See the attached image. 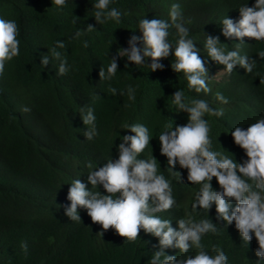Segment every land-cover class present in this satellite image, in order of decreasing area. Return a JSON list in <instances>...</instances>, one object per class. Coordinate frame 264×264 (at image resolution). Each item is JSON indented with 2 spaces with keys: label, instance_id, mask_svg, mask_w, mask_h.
Listing matches in <instances>:
<instances>
[{
  "label": "trees",
  "instance_id": "1",
  "mask_svg": "<svg viewBox=\"0 0 264 264\" xmlns=\"http://www.w3.org/2000/svg\"><path fill=\"white\" fill-rule=\"evenodd\" d=\"M96 2L66 0V6L57 9L51 0H0V18L16 21L20 41L19 56L6 62L0 75V264H150L158 250L154 246L159 239L141 231L135 241L119 236L112 228L100 236L101 226L79 206L80 222L65 215L71 204L68 189L72 181L79 179L91 189L87 173L108 159H118L120 137L134 135L121 129L125 124H143L155 136L161 129L160 125L155 128L156 124L165 125L177 109L172 102L176 90L184 92L186 103L206 95L189 90L184 74L171 69V54L159 61L164 67L154 72L144 65L135 67L126 57H116L118 48H128L132 36L142 35L140 19L168 20L171 5L179 3L182 22L208 71L210 93L223 94L227 105L236 111V115L226 116L223 130L229 131L239 120L264 117V60L257 56L264 50V42L243 38L240 53L256 60L253 73L247 74L237 65L230 75L225 72L219 83L211 75L223 71L224 66L212 61L203 46L205 36H212L233 50L240 41L222 35V21L225 17L238 20L239 8L252 6L255 0H110L109 8L118 9L121 20L103 24L94 19ZM89 25L94 29L84 31ZM77 30L82 33L73 38ZM168 39L175 47L178 37L174 27ZM57 41L65 43V48L57 49L67 59L65 75H57L59 61L51 58ZM48 54L49 64L43 67L41 58ZM113 57L118 65L115 76L100 80V68L106 71ZM129 87L135 89V100L128 97ZM110 88H116L117 93L113 95ZM24 107L31 111L23 112ZM81 108H92L96 117L99 134L91 141L74 121ZM210 139L212 148L220 150L219 133L211 131ZM224 153L235 155L228 147ZM151 154L160 160L156 150H144L138 158L148 159ZM159 163L163 166L161 160ZM97 190L104 193L100 186ZM174 198L173 212L167 217L187 218L189 213L211 217L209 210L192 209V201L181 200L180 193ZM171 226L177 228V222ZM207 236L202 239L205 249H222L228 264H257L258 260L264 264L255 250L249 251L257 245L255 237L246 244L235 228L218 238H212V233ZM22 242L27 243L26 253ZM165 253L178 255L167 249ZM195 253L196 249L189 252Z\"/></svg>",
  "mask_w": 264,
  "mask_h": 264
},
{
  "label": "clouds",
  "instance_id": "2",
  "mask_svg": "<svg viewBox=\"0 0 264 264\" xmlns=\"http://www.w3.org/2000/svg\"><path fill=\"white\" fill-rule=\"evenodd\" d=\"M53 4L62 9L66 0H51ZM109 4L110 0H97L93 5L96 23L120 22L122 13L109 8ZM238 11V20L225 17L222 21V35L240 41L233 50L221 46L225 44L220 43L219 37L205 36L203 46L208 57L224 66L223 71L211 75L215 83L221 82L226 73H233L237 65L245 73H253L256 60L240 53L243 38L264 42V0H255L252 6L244 4ZM168 16V20L140 19L138 28L142 35L132 36L128 48H118L116 57H126L135 67L144 65L154 72L164 67L159 61L171 54L174 57L171 69L184 74L189 90L206 95L186 103L184 92L176 90L172 102L177 109L170 113L165 125L156 124L155 128L160 125L161 129L155 136L143 124H125L121 129L134 135L120 137L118 159H108L103 166L87 173L91 189L79 179L72 181L68 189L71 204L65 215L80 222L77 208L86 209L91 221L101 226L100 236L112 228L128 241L137 240L140 231L157 237L159 244L154 247L158 250L153 252L150 264H228V256L222 249L207 250L202 239L208 233L218 238L230 228H235L246 244L255 237L257 245H252L249 251L255 250L257 257L264 258V117L247 122L239 120L229 131L223 130L226 116L236 115V111L227 105L229 101L223 94L210 93L208 71L200 50L189 38V29L182 22L179 3L171 5ZM173 27L178 37L175 47L168 39ZM93 29L89 25L84 31ZM18 33L15 20L0 18V75L4 73L5 63L20 54ZM81 33L77 30L73 38ZM87 46L85 41L84 47ZM63 48L65 43L57 41L51 49V58L59 61L57 75L69 71L66 57L57 50ZM257 56L264 60V50ZM116 57L110 60L106 71L100 68V80L115 76ZM149 59L151 63L146 64ZM49 61L50 54L45 55L40 65L44 67ZM217 76H221L219 80L215 79ZM109 90L113 95L117 93L116 88ZM127 91L129 99L135 100V89L129 87ZM22 111L31 109L24 107ZM74 121L84 129L85 139L91 141L99 134L92 108H81V115L76 114ZM211 131L219 133L220 150L212 148ZM227 147L235 155H226ZM144 150H156L163 166L152 154L148 159L138 158ZM87 167L92 169L91 164ZM98 186L104 190L103 194L97 190ZM176 193L181 194V200H191L192 209L209 210L211 217H193L191 213L187 218L167 217L173 212ZM172 222H177L178 227L173 228ZM21 248L26 253L27 243L22 242ZM165 249L180 255H166ZM192 249H196L195 255L189 254Z\"/></svg>",
  "mask_w": 264,
  "mask_h": 264
},
{
  "label": "rangeland",
  "instance_id": "3",
  "mask_svg": "<svg viewBox=\"0 0 264 264\" xmlns=\"http://www.w3.org/2000/svg\"><path fill=\"white\" fill-rule=\"evenodd\" d=\"M220 77H221V76H217L215 79H216V80H219V79H220Z\"/></svg>",
  "mask_w": 264,
  "mask_h": 264
}]
</instances>
